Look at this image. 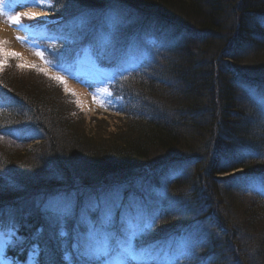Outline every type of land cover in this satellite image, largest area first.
<instances>
[{
	"label": "trees",
	"instance_id": "trees-1",
	"mask_svg": "<svg viewBox=\"0 0 264 264\" xmlns=\"http://www.w3.org/2000/svg\"><path fill=\"white\" fill-rule=\"evenodd\" d=\"M114 7L149 17L113 19ZM52 8L63 20L45 40L51 67L67 72L85 46L116 67L132 54L138 62L111 87L107 106L126 117L109 132L89 131L45 70L22 71L12 59L0 72V243L9 264H102L76 256L74 230L88 228L81 208L90 216L92 195L136 182L144 205L150 199L145 210L160 218L151 227L134 218L132 233L111 234L114 247L161 255L152 264H264V0H53ZM68 194L79 203L66 245L45 201ZM119 212L126 224L132 214Z\"/></svg>",
	"mask_w": 264,
	"mask_h": 264
},
{
	"label": "rangeland",
	"instance_id": "rangeland-1",
	"mask_svg": "<svg viewBox=\"0 0 264 264\" xmlns=\"http://www.w3.org/2000/svg\"><path fill=\"white\" fill-rule=\"evenodd\" d=\"M0 2H5V0H0ZM20 3L17 4L18 8L22 10V7L25 5H37L48 6L50 0H19ZM109 15L113 16L115 12H120L118 10L110 9L107 11ZM123 14L128 13L131 15L135 21H138L139 24L147 20L149 15L136 14L140 13L138 11L134 12L133 10L127 9L126 7L121 10ZM121 13V14H122ZM11 20V19H9ZM7 18L3 17L0 14V70L5 67L11 59H15L19 68L22 70H29L30 68L36 67L42 70H45L51 76L64 83L66 90L72 94L74 97L75 104L78 106L77 114L86 120V126L89 131H94L95 127H105L107 132L118 130L121 125H123L126 116L118 115L107 110L105 104L110 103V98L112 92L110 91V85L113 82L114 72L106 68L105 70L100 69L94 62L93 52L88 49L83 57L79 59L77 64L76 73L74 75H67L64 73H59L49 68L47 64L43 61V56L41 50L38 48L37 40L43 34L42 27H24L20 24H13ZM3 25V26H2ZM20 25V26H19ZM19 26V27H18ZM8 28V32H4V29ZM23 29V30H22ZM29 32H33L32 35H29ZM76 83L78 86L86 90V100H84L82 93H80L75 87ZM102 112H106L103 114ZM96 120L99 121L96 124ZM208 154L209 151L207 152ZM137 183V182H136ZM133 186H122L119 188L111 189V191L101 194L100 196L92 195L87 205L95 204L97 210L94 211L90 216L84 214L85 208H82V217L85 219L88 228L85 232L79 231L76 227L74 230V238L76 243H83L90 248L89 243H92L95 240V250L96 252L90 253L101 255L103 245L100 244L96 239L101 235V226L102 222H107L109 225L115 222L114 211L118 206L124 204V210H130L137 213L139 209L134 207L133 204L141 197V192L144 191V183L138 182ZM133 201H130V200ZM49 202L46 200L45 203L49 205L51 202L52 208L55 209L57 213L65 212L66 215L63 219V222L58 221L61 231L67 233V220L69 215L72 214L74 205L77 204L76 197L74 195L68 196H57L48 198ZM87 202V201H86ZM237 206V204H236ZM195 212L199 213L198 210ZM51 216L53 213H50ZM122 222V219L120 220ZM128 223V222H127ZM127 227V226H126ZM210 232V231H209ZM208 232V233H209ZM207 234V233H206ZM66 236V235H64ZM0 245V264L3 263L1 255L4 250L1 249ZM232 261V260H231ZM109 264H135V261L126 257L125 259H120L114 257L111 259Z\"/></svg>",
	"mask_w": 264,
	"mask_h": 264
},
{
	"label": "snow or ice",
	"instance_id": "snow-or-ice-1",
	"mask_svg": "<svg viewBox=\"0 0 264 264\" xmlns=\"http://www.w3.org/2000/svg\"><path fill=\"white\" fill-rule=\"evenodd\" d=\"M18 21H19V18H17V22ZM228 166H231L230 163L228 161H225V167H228ZM45 210L46 211H51L53 213L52 217L50 218L53 223H55L57 220H59L60 222H63V219H64L66 213L65 212L57 213L55 211V209L52 208L51 202L49 203V205H46ZM138 215L141 216L142 218L146 219V221H147L146 226L147 227H151L152 224L155 222V220H158L160 218V216L158 214H151L145 209L139 210L138 211ZM60 234L62 236L63 235H67V233L64 232V231H61ZM73 246L77 249L78 254L82 255L86 260L90 258V253L87 251V247L86 246H85L86 250L84 252H82V253L79 252V249H80V244L79 243H74ZM65 258L67 259L68 257H65Z\"/></svg>",
	"mask_w": 264,
	"mask_h": 264
},
{
	"label": "bare ground",
	"instance_id": "bare-ground-1",
	"mask_svg": "<svg viewBox=\"0 0 264 264\" xmlns=\"http://www.w3.org/2000/svg\"><path fill=\"white\" fill-rule=\"evenodd\" d=\"M25 11L28 13H30V14H32V15H35V16H41V15H44L45 13H44V11L42 10V9H40V8H38V9H35V8H29V7H27V9H25ZM3 26V25H2ZM0 28H2L3 29V27H1L0 26ZM4 32H8V28L6 29H4ZM125 58V56H123L121 59H124ZM73 84H76V83H73ZM75 87L77 88V90L80 92V93H82V95L83 96H85V97H83L84 98V100H86V95H87V93H86V90L85 89H83L82 87H80V86H78L77 84L75 85ZM238 169H236V170H231L230 172H226V173H224L222 176H225V177H227V176H230L231 174H233V173H237L236 171H237ZM123 208H124V204L121 206V207H119V208H117L116 210L117 211H120V210H123Z\"/></svg>",
	"mask_w": 264,
	"mask_h": 264
}]
</instances>
